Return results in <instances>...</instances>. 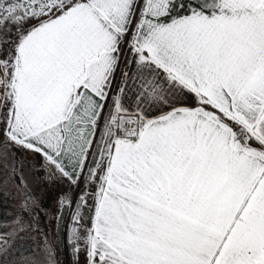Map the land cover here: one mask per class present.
Listing matches in <instances>:
<instances>
[{
  "label": "snow or ice",
  "instance_id": "obj_1",
  "mask_svg": "<svg viewBox=\"0 0 264 264\" xmlns=\"http://www.w3.org/2000/svg\"><path fill=\"white\" fill-rule=\"evenodd\" d=\"M3 34L0 135L84 185L86 264H264V0H0Z\"/></svg>",
  "mask_w": 264,
  "mask_h": 264
},
{
  "label": "rangeland",
  "instance_id": "obj_2",
  "mask_svg": "<svg viewBox=\"0 0 264 264\" xmlns=\"http://www.w3.org/2000/svg\"><path fill=\"white\" fill-rule=\"evenodd\" d=\"M10 39L15 36L0 35V48H10ZM83 188V184L73 188L35 153L5 145L0 135V240L6 241L0 244V264H73L69 242L73 210L59 201L69 192L75 200ZM83 214L87 225L88 210Z\"/></svg>",
  "mask_w": 264,
  "mask_h": 264
},
{
  "label": "crops",
  "instance_id": "obj_3",
  "mask_svg": "<svg viewBox=\"0 0 264 264\" xmlns=\"http://www.w3.org/2000/svg\"><path fill=\"white\" fill-rule=\"evenodd\" d=\"M126 59H130V57H127ZM121 68L123 70H128L126 68V65L122 63L121 65ZM121 82V74L118 72L117 73V77H116V84L119 85ZM128 97H129V103H132L133 100H132V92H129L128 93ZM153 111H155V109H153ZM80 252L79 254L77 255L75 252H74V260H73V264H86V257H85V252H84V244L82 246H80Z\"/></svg>",
  "mask_w": 264,
  "mask_h": 264
},
{
  "label": "trees",
  "instance_id": "obj_4",
  "mask_svg": "<svg viewBox=\"0 0 264 264\" xmlns=\"http://www.w3.org/2000/svg\"><path fill=\"white\" fill-rule=\"evenodd\" d=\"M62 214H63V215H62ZM62 214H61L62 216H61L60 218L64 220V217H63V216L65 215V212L63 211ZM62 222H63V221H61V223H62ZM61 223H60V225H62ZM61 229H62L61 227L58 228V231H59V245H60V246H61V244H62V243H61V242H62V241H61V240H62V231H61Z\"/></svg>",
  "mask_w": 264,
  "mask_h": 264
}]
</instances>
